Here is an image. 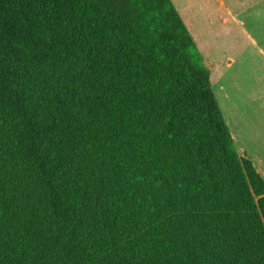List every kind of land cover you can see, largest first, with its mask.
Segmentation results:
<instances>
[{
	"label": "trees",
	"instance_id": "16d2710c",
	"mask_svg": "<svg viewBox=\"0 0 264 264\" xmlns=\"http://www.w3.org/2000/svg\"><path fill=\"white\" fill-rule=\"evenodd\" d=\"M0 264H264V177L171 0H0Z\"/></svg>",
	"mask_w": 264,
	"mask_h": 264
},
{
	"label": "rangeland",
	"instance_id": "374dc122",
	"mask_svg": "<svg viewBox=\"0 0 264 264\" xmlns=\"http://www.w3.org/2000/svg\"><path fill=\"white\" fill-rule=\"evenodd\" d=\"M210 74L235 148L264 177V0H171Z\"/></svg>",
	"mask_w": 264,
	"mask_h": 264
}]
</instances>
